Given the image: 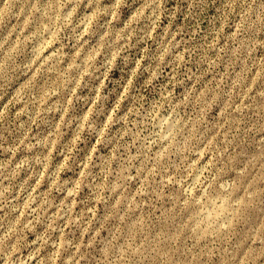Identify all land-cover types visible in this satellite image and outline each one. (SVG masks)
<instances>
[{
  "label": "clouds",
  "instance_id": "obj_1",
  "mask_svg": "<svg viewBox=\"0 0 264 264\" xmlns=\"http://www.w3.org/2000/svg\"><path fill=\"white\" fill-rule=\"evenodd\" d=\"M0 264H264V0H0Z\"/></svg>",
  "mask_w": 264,
  "mask_h": 264
}]
</instances>
